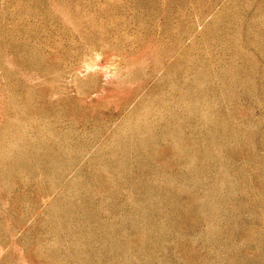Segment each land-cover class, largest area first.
<instances>
[{
  "label": "rangeland",
  "instance_id": "374dc122",
  "mask_svg": "<svg viewBox=\"0 0 264 264\" xmlns=\"http://www.w3.org/2000/svg\"><path fill=\"white\" fill-rule=\"evenodd\" d=\"M0 264H264V0H0Z\"/></svg>",
  "mask_w": 264,
  "mask_h": 264
}]
</instances>
